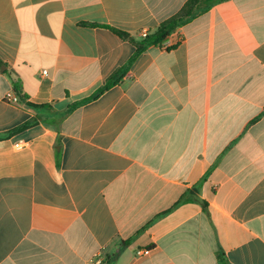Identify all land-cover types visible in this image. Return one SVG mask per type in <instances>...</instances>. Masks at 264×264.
Listing matches in <instances>:
<instances>
[{
	"label": "crops",
	"instance_id": "crops-1",
	"mask_svg": "<svg viewBox=\"0 0 264 264\" xmlns=\"http://www.w3.org/2000/svg\"><path fill=\"white\" fill-rule=\"evenodd\" d=\"M188 1L0 0V264H264V0L68 112Z\"/></svg>",
	"mask_w": 264,
	"mask_h": 264
},
{
	"label": "trees",
	"instance_id": "trees-1",
	"mask_svg": "<svg viewBox=\"0 0 264 264\" xmlns=\"http://www.w3.org/2000/svg\"><path fill=\"white\" fill-rule=\"evenodd\" d=\"M224 0H189L186 5L184 6V9L182 13L179 16L173 17L172 19L162 23L160 27L157 29V31L150 35L145 37L142 41L136 42V53L135 55L130 59V61L122 68H119L107 81L106 85L99 89L93 96L90 98H87L81 102H78L74 105H72L69 109L68 112L76 109L77 107L83 105L84 103H87L91 100L96 99L99 97L101 94H103L105 91L109 90L111 87L119 84L122 79L125 77V75L128 73L129 68L133 61L144 51L151 47H156L159 46L161 47L167 39L170 37L171 33L178 27L182 26L189 20L193 19L194 17L208 12L213 6L216 4L222 2ZM117 34L119 35H124L120 31L114 30ZM17 91V87H15ZM35 109H43L46 107H50L48 105H43V106H32ZM67 112V113H68ZM35 121L25 123L21 127L17 129V131L25 130L29 126H31ZM130 244V241H123L121 244L120 249H123L127 247ZM119 254V251H117L114 254V258ZM218 262L219 264H230L225 256L224 253H219L218 254Z\"/></svg>",
	"mask_w": 264,
	"mask_h": 264
},
{
	"label": "built area",
	"instance_id": "built-area-1",
	"mask_svg": "<svg viewBox=\"0 0 264 264\" xmlns=\"http://www.w3.org/2000/svg\"><path fill=\"white\" fill-rule=\"evenodd\" d=\"M147 36H148L147 32H144V33H143V37L145 38V37H147ZM13 101H14L15 103L18 102V100H17L16 98H13ZM148 253H149V250H140V251L138 252V255L141 256V257H143V256H146Z\"/></svg>",
	"mask_w": 264,
	"mask_h": 264
}]
</instances>
